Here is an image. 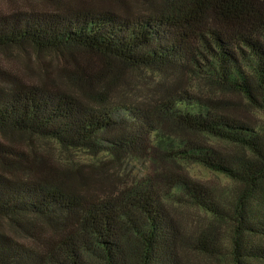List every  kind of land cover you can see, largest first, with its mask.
Here are the masks:
<instances>
[{"label": "trees", "instance_id": "obj_1", "mask_svg": "<svg viewBox=\"0 0 264 264\" xmlns=\"http://www.w3.org/2000/svg\"><path fill=\"white\" fill-rule=\"evenodd\" d=\"M0 50V264H264V0H0Z\"/></svg>", "mask_w": 264, "mask_h": 264}, {"label": "rangeland", "instance_id": "obj_2", "mask_svg": "<svg viewBox=\"0 0 264 264\" xmlns=\"http://www.w3.org/2000/svg\"><path fill=\"white\" fill-rule=\"evenodd\" d=\"M36 1V0H35ZM0 63L7 66L8 68L13 69L14 71H20L22 73H31L30 70H25V65L31 63V65H35V60L29 59L27 55L20 54L16 51L10 53L3 52L0 50ZM256 114L257 119L264 120V114L262 112H254ZM50 146L46 148H50L58 158L61 160L67 159V154L63 152L60 146L56 143L49 142ZM72 156L75 160L80 162H88V161H95L97 158L88 155L86 152L83 151H75L72 153ZM148 164L145 163L143 160H136L130 159L125 164L124 169L126 172H129L131 175H139L148 171ZM186 170L191 174L192 177L195 179L200 180L208 185H215L217 187H223L230 185V181L226 179L224 176L213 172L200 164L191 163L186 165ZM173 208L175 209V213H177V217H181V219L185 222L186 226L190 225L195 226L198 225L199 221L203 218V213L197 211L194 208L187 207L184 205H174ZM174 213V211H173ZM175 215V214H174Z\"/></svg>", "mask_w": 264, "mask_h": 264}]
</instances>
